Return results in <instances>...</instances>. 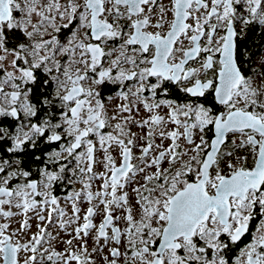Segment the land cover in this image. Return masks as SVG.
Returning <instances> with one entry per match:
<instances>
[{
    "label": "snow or ice",
    "instance_id": "1",
    "mask_svg": "<svg viewBox=\"0 0 264 264\" xmlns=\"http://www.w3.org/2000/svg\"><path fill=\"white\" fill-rule=\"evenodd\" d=\"M249 31L264 0H0V264H264Z\"/></svg>",
    "mask_w": 264,
    "mask_h": 264
},
{
    "label": "flooded vegetation",
    "instance_id": "2",
    "mask_svg": "<svg viewBox=\"0 0 264 264\" xmlns=\"http://www.w3.org/2000/svg\"><path fill=\"white\" fill-rule=\"evenodd\" d=\"M165 2H167V0H165ZM245 41L252 51L256 52L260 45L264 44V33L249 31L248 35L245 37ZM111 94L114 96L115 92ZM249 163H251V161H249Z\"/></svg>",
    "mask_w": 264,
    "mask_h": 264
},
{
    "label": "trees",
    "instance_id": "3",
    "mask_svg": "<svg viewBox=\"0 0 264 264\" xmlns=\"http://www.w3.org/2000/svg\"><path fill=\"white\" fill-rule=\"evenodd\" d=\"M254 34V33H253ZM255 53V52H254Z\"/></svg>",
    "mask_w": 264,
    "mask_h": 264
}]
</instances>
